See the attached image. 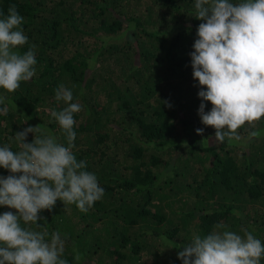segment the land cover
Returning <instances> with one entry per match:
<instances>
[{
    "label": "trees",
    "instance_id": "16d2710c",
    "mask_svg": "<svg viewBox=\"0 0 264 264\" xmlns=\"http://www.w3.org/2000/svg\"><path fill=\"white\" fill-rule=\"evenodd\" d=\"M194 3L0 0V13L15 4L24 17L28 43L18 50L34 45L36 58L34 77L14 93L0 89L9 109L0 114V146L17 150L15 133L37 125L67 146L50 114L66 106L55 89H71L83 106L74 114L72 150L104 196L86 213L57 200L37 221L66 237L69 264H183L178 252L217 223L264 243V118L255 128L246 123L232 143L214 142L215 129L202 124L190 53L204 21ZM250 131L261 135L248 139ZM10 174L0 168V176ZM8 211L16 212L0 206V214Z\"/></svg>",
    "mask_w": 264,
    "mask_h": 264
},
{
    "label": "clouds",
    "instance_id": "9594fccd",
    "mask_svg": "<svg viewBox=\"0 0 264 264\" xmlns=\"http://www.w3.org/2000/svg\"><path fill=\"white\" fill-rule=\"evenodd\" d=\"M194 8L195 18L204 21L190 53L193 78L201 86L198 115L203 125L215 129L214 142H239L240 128L246 123L255 128L264 118V0H195ZM23 23L15 4L7 15L0 13V89L8 93L36 74L35 46L18 50L28 43ZM6 100L0 95V114L9 111ZM55 100L66 105L50 114L65 133L67 146L42 125L15 133L17 150L0 146V168L11 173L0 176V206L16 210L0 214V264H69L64 258L66 237L59 231L49 234L37 223L39 213L51 210L57 200L86 213L104 196L97 176L85 170L86 162L78 161L72 150L74 114L83 106L73 102L72 90L64 85L55 89ZM204 102L211 103L210 111L205 112ZM203 131L196 129L198 135ZM29 133L34 136L30 143ZM260 135L250 131L248 139ZM241 231L243 235L217 223L210 234H193L178 258L183 264H261L264 243L252 231ZM161 239L173 248L174 241ZM74 259H80L78 252Z\"/></svg>",
    "mask_w": 264,
    "mask_h": 264
}]
</instances>
